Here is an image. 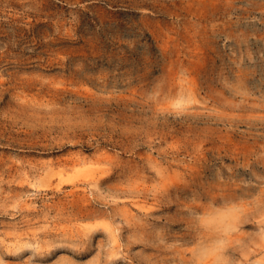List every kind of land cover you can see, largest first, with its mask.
Masks as SVG:
<instances>
[{
  "label": "rangeland",
  "instance_id": "rangeland-1",
  "mask_svg": "<svg viewBox=\"0 0 264 264\" xmlns=\"http://www.w3.org/2000/svg\"><path fill=\"white\" fill-rule=\"evenodd\" d=\"M185 263L264 264V0H0V264Z\"/></svg>",
  "mask_w": 264,
  "mask_h": 264
},
{
  "label": "bare ground",
  "instance_id": "bare-ground-1",
  "mask_svg": "<svg viewBox=\"0 0 264 264\" xmlns=\"http://www.w3.org/2000/svg\"><path fill=\"white\" fill-rule=\"evenodd\" d=\"M79 157H80V156H78V158H79ZM88 158H89V157H88ZM89 159H90V158H89ZM70 160L72 161V159H70ZM91 160H92V158H91ZM94 162H95V160H94ZM83 163H84V161H83ZM87 163H89V162H87ZM90 163H92V162H90ZM97 163H98V162H97ZM75 164H76V163H75ZM77 164H79V162H77ZM80 164H82V163H80ZM84 164H85V163H84ZM94 164H95V163H94ZM87 166H88V165H87ZM87 166H86V167H87ZM96 166H97V165H96ZM79 167H80V166H79ZM97 167H98V166H97ZM104 168H105V167H104ZM87 169H88L89 171L92 170V169L90 170L89 168H87ZM106 169H107V168H106ZM108 169H109V168H108ZM99 170H100V168H99ZM102 170H103V169H101V171H102ZM50 171H51V170H50ZM89 171H88V173H89ZM94 171H95V169L93 170V172H94ZM104 171H105V170H104ZM158 171H159V170H158ZM46 172H47V171H46ZM102 172H103V171H102ZM106 172H107V171H105V173H106ZM97 173L99 174L98 169H97ZM94 174H95V172H94ZM87 175H88V174H87ZM90 175H92V174H90ZM105 175H106V174H105ZM84 176H85V175H84ZM98 176H99V175H98ZM82 177H83V176H82ZM82 177H81V178H82ZM86 177H87V176H86ZM99 177H100V176H99ZM90 178H91V177H90ZM90 178H89V179H90ZM94 178H95V176H94ZM97 178H98V177H97ZM100 178H101V177H100ZM100 178H99V179H100ZM84 179H85V178H83V180H84ZM91 179H92V178H91ZM95 179H96V178H95ZM99 179H98V180H99ZM86 180H88V179H86ZM86 180H84V181H86ZM72 181H74V180H72ZM89 181H90V180H89ZM82 182H83V181H82ZM94 182H95V180H94ZM97 182H98V181H97ZM163 182H164V181H163ZM73 183H74V182H73ZM73 183H72V185H73ZM77 184H78V183H77ZM90 184H91V182H90ZM97 185H98V184H97ZM58 186H60V185H58ZM165 187H166V186H165ZM71 192H72V191H71ZM113 231H114V230H113ZM117 236H118V235H117ZM20 238H22V237H21V234H18V233H17V234L14 235V238H13V239L16 240V241H19ZM112 238H113V237H112ZM113 239H114V238H113ZM117 239H118V238H117ZM117 243H118V242H117ZM118 246H119V245H118ZM176 257H177V256H176ZM181 259H182V258H181ZM221 259H222V257H221ZM221 259H220V260H221ZM222 261H223V260H222ZM222 261H221V262H222ZM91 262H92V261H91ZM260 262H261V261H260ZM193 263H194V262H193ZM185 264H186V263H185Z\"/></svg>",
  "mask_w": 264,
  "mask_h": 264
}]
</instances>
